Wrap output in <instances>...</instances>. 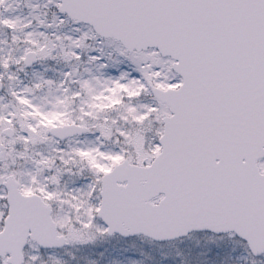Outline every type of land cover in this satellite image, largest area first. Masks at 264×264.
<instances>
[{"label": "snow or ice", "instance_id": "obj_1", "mask_svg": "<svg viewBox=\"0 0 264 264\" xmlns=\"http://www.w3.org/2000/svg\"><path fill=\"white\" fill-rule=\"evenodd\" d=\"M0 264H264V0H0Z\"/></svg>", "mask_w": 264, "mask_h": 264}]
</instances>
